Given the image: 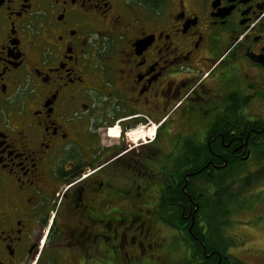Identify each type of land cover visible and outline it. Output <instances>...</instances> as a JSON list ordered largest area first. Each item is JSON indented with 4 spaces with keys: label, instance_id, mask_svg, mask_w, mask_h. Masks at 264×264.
Wrapping results in <instances>:
<instances>
[{
    "label": "flooded vegetation",
    "instance_id": "flooded-vegetation-1",
    "mask_svg": "<svg viewBox=\"0 0 264 264\" xmlns=\"http://www.w3.org/2000/svg\"><path fill=\"white\" fill-rule=\"evenodd\" d=\"M240 163L264 173V0L0 2V264H251L246 213L264 264V181L217 197Z\"/></svg>",
    "mask_w": 264,
    "mask_h": 264
},
{
    "label": "trees",
    "instance_id": "trees-1",
    "mask_svg": "<svg viewBox=\"0 0 264 264\" xmlns=\"http://www.w3.org/2000/svg\"><path fill=\"white\" fill-rule=\"evenodd\" d=\"M249 165L239 164L236 168H232L229 173L230 185H218L219 191L218 198L225 203H230L231 209L234 212L235 205H237V211L242 209L243 205L246 208L251 209L253 207V197H249V191L252 190L261 181H264V173L260 171H251ZM253 176L251 180V177ZM251 185V186H250ZM245 202L243 201L245 199ZM223 203V202H221ZM236 260V259H234ZM237 262L241 263L239 260Z\"/></svg>",
    "mask_w": 264,
    "mask_h": 264
},
{
    "label": "rangeland",
    "instance_id": "rangeland-1",
    "mask_svg": "<svg viewBox=\"0 0 264 264\" xmlns=\"http://www.w3.org/2000/svg\"><path fill=\"white\" fill-rule=\"evenodd\" d=\"M253 178V176L251 177V180H254V179H252ZM251 186V185H250ZM256 187V186H255ZM254 187V188H255ZM254 188H252V189H254ZM257 189H259V190H261V194H264L263 193V191H264V185H258V187H257ZM254 191V190H253ZM252 194V193H251ZM253 196V198H255V195L253 194L252 195ZM259 209H260V211H259ZM258 210H257V212H259V213H262V214H264V208L263 207H260ZM250 218V214L248 213H246V214H243V216H241L240 217V221H237V223L235 224V233H237V235L235 236L236 237V245H240L241 243H242V241H246V243H247V246L244 248V250L243 251H241L240 252V250H234V249H231L230 251V253L231 254H237V256H239V257H241V258H243V259H245V260H243V261H245V262H249V263H251V264H255L257 261H256V259H255V256L254 255H256V254H254V253H252L251 251H249V249H248V251H247V247L249 246L248 244H249V241L251 242V240L252 239H254V238H256L255 236V234L254 233H250V232H243L244 230L243 229H241V228H239V227H243L244 225H246V226H248L249 224H251L253 221L252 220H250L249 219ZM251 222V223H250ZM263 222H264V220H263ZM242 232V233H241ZM263 239V238H262ZM243 245V244H242ZM235 247V246H234ZM239 249V248H238ZM238 257V258H239ZM240 259V258H239Z\"/></svg>",
    "mask_w": 264,
    "mask_h": 264
},
{
    "label": "built area",
    "instance_id": "built-area-1",
    "mask_svg": "<svg viewBox=\"0 0 264 264\" xmlns=\"http://www.w3.org/2000/svg\"><path fill=\"white\" fill-rule=\"evenodd\" d=\"M110 134H115V131H113L112 129H110Z\"/></svg>",
    "mask_w": 264,
    "mask_h": 264
},
{
    "label": "snow or ice",
    "instance_id": "snow-or-ice-1",
    "mask_svg": "<svg viewBox=\"0 0 264 264\" xmlns=\"http://www.w3.org/2000/svg\"><path fill=\"white\" fill-rule=\"evenodd\" d=\"M0 2H2V0H0Z\"/></svg>",
    "mask_w": 264,
    "mask_h": 264
}]
</instances>
